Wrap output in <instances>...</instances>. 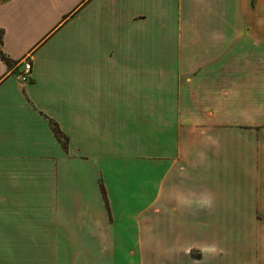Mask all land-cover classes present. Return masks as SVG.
Segmentation results:
<instances>
[{
    "label": "crops",
    "instance_id": "crops-1",
    "mask_svg": "<svg viewBox=\"0 0 264 264\" xmlns=\"http://www.w3.org/2000/svg\"><path fill=\"white\" fill-rule=\"evenodd\" d=\"M52 2L0 0L4 264H264V0Z\"/></svg>",
    "mask_w": 264,
    "mask_h": 264
},
{
    "label": "rangeland",
    "instance_id": "rangeland-1",
    "mask_svg": "<svg viewBox=\"0 0 264 264\" xmlns=\"http://www.w3.org/2000/svg\"><path fill=\"white\" fill-rule=\"evenodd\" d=\"M51 1H53L52 5H54V7H53L54 9L51 12L52 19H56L57 17H59L57 23L60 21H62V22L49 36H51L53 33H55L66 22L65 27L62 28L63 30L61 29L62 31L59 34L60 36H66L65 37V40H66V39H68V29H67L68 25L70 23H72L74 20H76V17H78L81 14H82L81 20L83 22L84 5L86 4V2L88 0H51ZM78 10H80V11H78ZM77 11H78V13L74 17H72L74 15V13ZM66 15H69V16L66 19H64V17H66ZM70 17H72V18L70 19ZM52 19H50V20H52ZM4 261H5L4 260V254L0 253V264H4Z\"/></svg>",
    "mask_w": 264,
    "mask_h": 264
},
{
    "label": "built area",
    "instance_id": "built-area-1",
    "mask_svg": "<svg viewBox=\"0 0 264 264\" xmlns=\"http://www.w3.org/2000/svg\"><path fill=\"white\" fill-rule=\"evenodd\" d=\"M21 64L23 65V71H22L21 75H19L17 78L21 82H26L29 79L30 72H31L30 58L23 59Z\"/></svg>",
    "mask_w": 264,
    "mask_h": 264
},
{
    "label": "trees",
    "instance_id": "trees-1",
    "mask_svg": "<svg viewBox=\"0 0 264 264\" xmlns=\"http://www.w3.org/2000/svg\"><path fill=\"white\" fill-rule=\"evenodd\" d=\"M0 43H1V41H0ZM0 56H1L2 61H3L8 67H11L12 64H11L10 60L7 59V58H5V57L3 56V54H1Z\"/></svg>",
    "mask_w": 264,
    "mask_h": 264
}]
</instances>
